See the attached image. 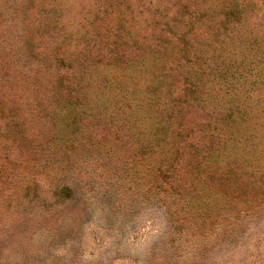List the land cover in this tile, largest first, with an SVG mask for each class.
Listing matches in <instances>:
<instances>
[{
    "label": "rangeland",
    "instance_id": "1",
    "mask_svg": "<svg viewBox=\"0 0 264 264\" xmlns=\"http://www.w3.org/2000/svg\"><path fill=\"white\" fill-rule=\"evenodd\" d=\"M0 264H264V0H0Z\"/></svg>",
    "mask_w": 264,
    "mask_h": 264
},
{
    "label": "trees",
    "instance_id": "2",
    "mask_svg": "<svg viewBox=\"0 0 264 264\" xmlns=\"http://www.w3.org/2000/svg\"><path fill=\"white\" fill-rule=\"evenodd\" d=\"M239 6H240V4H237V5H235V6H232V7H225V8H228L230 11H228L227 13H226V16L227 15H230V16H237L238 18H236V19H233V20H231V25H232V27H234L235 26V24L237 23V21L238 20H240L241 18H240V16L242 15V11L239 9ZM224 9V8H223ZM226 11V10H225ZM224 11V12H225ZM239 15V16H238ZM66 191H69V190H66Z\"/></svg>",
    "mask_w": 264,
    "mask_h": 264
}]
</instances>
